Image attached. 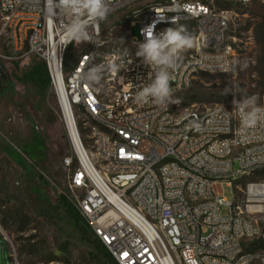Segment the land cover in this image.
<instances>
[{"label": "built area", "instance_id": "obj_1", "mask_svg": "<svg viewBox=\"0 0 264 264\" xmlns=\"http://www.w3.org/2000/svg\"><path fill=\"white\" fill-rule=\"evenodd\" d=\"M130 8L132 64L105 72L98 86L83 84L77 73L127 48H110L103 24ZM232 15L201 0H109L107 20L88 29L99 45L89 42L66 68L75 42L64 47L63 15L50 12L47 0H0V62L35 57L46 64L59 110L64 102L71 119L68 126L60 111L70 200L116 264H264V178L242 183L264 172V124L246 129L236 108L199 112L178 98L198 75L232 71ZM137 22L140 41L130 35ZM152 24L156 34L183 27L195 41L174 70L167 107L133 99L148 82L150 68L135 53ZM86 55L92 59L82 60ZM224 183L234 202L217 191ZM253 242L262 250L250 252ZM11 260L21 264L13 252Z\"/></svg>", "mask_w": 264, "mask_h": 264}, {"label": "rangeland", "instance_id": "obj_2", "mask_svg": "<svg viewBox=\"0 0 264 264\" xmlns=\"http://www.w3.org/2000/svg\"><path fill=\"white\" fill-rule=\"evenodd\" d=\"M201 1L218 12L233 14V68L225 75H198L178 97L182 108L203 112L219 106L232 110L233 99L253 95L262 104L264 0ZM131 10L126 9L103 24V38L110 48L128 46L129 19L125 17ZM140 31L137 22L130 29L131 38L140 41ZM87 47L86 42L74 44L73 52L80 55ZM31 62H0V264H12L11 252L21 264H96L90 258L92 249L81 239L59 203L63 197L74 207L63 167L70 146L51 88L41 93L23 81ZM261 179L262 176H254L242 183ZM216 189L229 202L235 201L233 188L224 183ZM254 264L261 263L256 260Z\"/></svg>", "mask_w": 264, "mask_h": 264}, {"label": "clouds", "instance_id": "obj_3", "mask_svg": "<svg viewBox=\"0 0 264 264\" xmlns=\"http://www.w3.org/2000/svg\"><path fill=\"white\" fill-rule=\"evenodd\" d=\"M49 11H58L66 19L63 25V35L67 44L75 42L78 46L82 42L97 43L89 28L106 21L109 15V0H47ZM155 25H149L142 29L146 39L137 45L135 56L142 58L145 66L150 68L148 82L139 86L133 97L139 105L149 102L161 107H167L172 101L174 89L172 81L175 79L176 70L182 60L183 53L194 47V37L183 27H169L156 34ZM120 43L124 41L121 38ZM99 45V44H98ZM90 55L82 58L91 60ZM133 62L128 48H124L119 56H113L107 62L94 64L81 70L78 79L89 87L100 85L105 72L118 74L122 70H128ZM124 79L123 77H121ZM235 96V93H231ZM178 102V101H175ZM233 105L239 114L243 128H255L264 124V106L258 103L257 96H246L242 99H233Z\"/></svg>", "mask_w": 264, "mask_h": 264}, {"label": "trees", "instance_id": "obj_4", "mask_svg": "<svg viewBox=\"0 0 264 264\" xmlns=\"http://www.w3.org/2000/svg\"><path fill=\"white\" fill-rule=\"evenodd\" d=\"M116 25L119 26L120 24L117 23ZM86 43L87 45L89 44V42ZM73 46L74 45H72L68 49L66 55V68H69L75 62L78 56L77 54H75V52H73ZM29 60H31L32 62L27 67V71H25L23 81L34 86L36 89L40 90L41 93H46L50 88V76L46 64L35 57H31L23 62ZM19 63L16 64L18 65ZM259 176H262L264 178V172L260 173ZM59 203L66 212L69 220L73 223L76 230L80 233L81 239L92 249V252L90 254L91 260L96 264H116L113 258L109 255L108 251L96 238L83 218L75 210V208L72 207L63 197L59 199ZM248 250L250 252H258L262 250V245L260 242H253L249 245Z\"/></svg>", "mask_w": 264, "mask_h": 264}, {"label": "bare ground", "instance_id": "obj_5", "mask_svg": "<svg viewBox=\"0 0 264 264\" xmlns=\"http://www.w3.org/2000/svg\"><path fill=\"white\" fill-rule=\"evenodd\" d=\"M60 111L64 117V119L66 120V122L68 123V126H70V114H69V111H68V108L67 106L64 104V102H60Z\"/></svg>", "mask_w": 264, "mask_h": 264}]
</instances>
